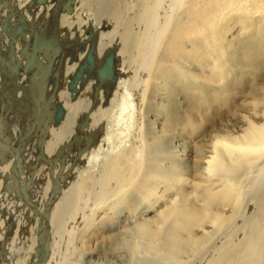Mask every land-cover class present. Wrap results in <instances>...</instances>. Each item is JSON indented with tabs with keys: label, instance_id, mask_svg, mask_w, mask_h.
I'll return each mask as SVG.
<instances>
[{
	"label": "bare ground",
	"instance_id": "6f19581e",
	"mask_svg": "<svg viewBox=\"0 0 264 264\" xmlns=\"http://www.w3.org/2000/svg\"><path fill=\"white\" fill-rule=\"evenodd\" d=\"M9 2L0 13H11L13 29L26 21L15 51L27 47L30 56L36 31L44 41L53 34L58 48L51 63L37 54L50 73L42 98L39 74L30 81L32 71H22L26 60L9 78L10 42L2 36V48L0 40V81L7 80L0 111L7 96L10 114L21 115L13 126L24 125L23 140L10 139L20 142L15 147L0 128V205L15 203L24 216L17 240L28 244L18 262L16 251L5 253L13 231H2V204L1 260L85 264L97 253L104 264H185L189 253L195 264H264V0ZM85 68L93 81L80 77ZM20 72L30 85L14 86ZM24 91L31 104L11 107L8 92ZM57 105L63 113L55 122ZM224 110L250 115L207 133ZM196 134L209 137L193 151L184 140ZM28 135L37 138L38 170H29ZM30 206L44 216V229ZM45 235L47 254L37 263Z\"/></svg>",
	"mask_w": 264,
	"mask_h": 264
},
{
	"label": "rangeland",
	"instance_id": "374dc122",
	"mask_svg": "<svg viewBox=\"0 0 264 264\" xmlns=\"http://www.w3.org/2000/svg\"><path fill=\"white\" fill-rule=\"evenodd\" d=\"M3 1H5L6 3H7V6L3 9V10H9V9H11V5H10V2H9V0H3ZM16 9H15V6L13 7V11H15ZM17 12V11H16ZM7 13H9L10 15H11V13L10 12H7ZM5 15H6V13L5 14H3V16L1 15V13H0V16H1V18L2 19H4V17H5ZM16 16H17V13H16ZM55 17V15H51V21L49 22L50 23V29H52V30H54V22H53V18ZM11 18V17H10ZM10 21H11V19H10ZM22 21V20H21ZM20 22V21H19ZM18 23V22H17ZM0 30H1V27H0ZM7 34L8 35H12V31H7ZM4 35H6V33H4V31L3 32H0V40L2 41V44H1V46H2V48L7 44V40H5V39H7V38H9V36L7 35V38H5V39H2V36H4ZM17 36H19V35H17ZM17 36H16V39H17ZM16 42V41H15ZM56 42H57V39L55 40V42L52 44V46H53V50L52 51H50V54H55L56 52V49L58 48V46H56ZM10 44V43H9ZM17 45H19V44H16V43H14L13 44V48H12V50L10 49V45H9V47H8V49H7V60H8V58H9V63H7V65L8 64H10V67H8L7 68V73L8 74H10V73H13V69H18V72L20 71V68L22 67V69H23V66H24V64H23V66H21V65H18V63H19V61H20V55H19V50H17L16 49V51L18 52H16L14 49L17 47ZM4 48H7V45L4 47ZM4 50V49H3ZM1 54V53H0ZM36 54H38V53H36ZM14 56L15 57V61H13L12 62V60L10 59V56ZM1 56V58L4 60V57L2 56V54L0 55ZM54 56V55H53ZM23 60H25V59H23ZM12 64V65H11ZM36 64V63H35ZM38 64V63H37ZM42 64V67H41V70H38L37 71V73L39 74V77H40V75L42 74V72H44L45 71V68H46V66H48V65H43V63H41ZM3 65H6V64H4V63H0V70L1 69H5V67H2ZM21 66V67H20ZM10 68V69H9ZM36 68H37V66H35V67H33V69L31 70L32 72H35V70H36ZM85 70V71H84ZM89 71V72H88ZM84 72V73H83ZM36 73V74H37ZM52 74L54 73L53 71L51 72ZM87 73H89V74H87ZM91 73L92 72H90V70L88 69V68H85V69H83L82 70V72L80 73V77L82 78V77H85V80L84 81H88V80H91V81H93V77H90V75H91ZM21 75L23 76L24 74H22L21 72H20V74H19V77L18 76H16V77H14L15 79H12L13 80V82H14V86L16 87L17 85H21V87L24 85V82H27L28 84H29V79L27 80V78H28V75L26 76V77H23L22 79H20V77H21ZM84 75V76H83ZM92 76V75H91ZM35 77H36V75H35ZM79 77V78H80ZM87 77V78H86ZM7 78V77H6ZM10 78V77H9ZM39 79V78H38ZM48 79H49V76H47V77H45V78H43V80L40 82V84H39V88H38V93L40 94V95H42V98H43V93H45L46 92V90H47V82H48ZM6 80V79H5ZM4 79L2 80V81H0V83L2 82V83H4V81H5ZM18 80V81H17ZM27 80V81H26ZM80 80V79H79ZM6 82H7V80H6ZM27 83H25V84H27ZM254 83V82H253ZM252 84V83H251ZM254 84H256V82L254 83ZM253 84V85H254ZM30 85V84H29ZM145 84L143 83V86H144ZM13 86V85H12ZM40 87L42 88V89H40ZM145 87H146V85H145ZM41 90H43V91H41ZM32 91V90H31ZM8 94L10 95V97H11V100H10V104H11V107L12 106H14V104H15V102H16V104L17 103H19V104H21V106L22 107H26L27 108V106L29 105V104H31V103H29L30 101L32 102V97H31V95H30V93H28V92H26V91H24V92H22L21 94H20V96H18V95H16V94H18V92L17 93H15V94H13L12 95V93H10V92H8ZM35 95V94H34ZM18 96V97H17ZM6 99V101H5V108H3L1 111H0V128H1V126H3V128L5 129V132L7 131V136H9V137H7V139H8V141H10L9 142V144H16L17 143V141H16V143L14 142V141H12V140H10V139H15V140H20V142H21V140H23V134H24V129L21 131V132H23V133H21L20 134V132H18L17 130H19V129H21V128H15L14 126H13V124H14V122H16V121H20L18 118H20L21 117V115H18V114H16V113H14V114H10L11 113V108L9 109V108H6L7 107V96L5 97ZM18 100H17V99ZM38 100L39 99H37L36 101H37V103H38ZM26 102H28V103H26ZM35 102V101H34ZM40 103H41V101H40ZM26 105V106H25ZM14 108V107H13ZM16 108H17V106H16ZM8 110H10V111H8ZM248 111V108H245V109H243V111ZM7 111H8V114H7ZM225 111V113H222V117H220V118H213L212 119V121L213 122H211L210 121V125H211V123H212V126H208L207 127V130H206V132L207 133H209L208 132V128H209V131H213V129H219V128H223V126L224 125H226L227 123H229V124H231V120L232 121H235V119H236V116H237V114L238 113H234V111H233V113L231 112V111H227V110H224ZM26 112V111H25ZM240 115H250V112H247V113H239ZM238 114V115H239ZM235 115V116H234ZM246 115V116H247ZM17 116V117H16ZM45 116V119H46V117H47V114H45L44 115ZM10 117H11V119H10ZM15 117V118H14ZM28 117L29 116H27L26 117V119H28ZM3 118V119H2ZM17 118V119H16ZM14 119H15V121H14ZM24 119H25V117H24ZM13 121V122H12ZM46 121H48V119L46 120ZM12 122V123H11ZM27 122L28 121H25V125L27 124ZM11 123V124H10ZM7 124H9V125H7ZM10 125H12V126H10ZM27 126V125H26ZM25 126V127H26ZM212 127H214V128H212ZM8 128V129H7ZM4 129H2V130H4ZM7 129V130H6ZM9 129H10V131H9ZM14 129V130H13ZM16 129V130H15ZM210 129H212V130H210ZM236 130V129H235ZM13 132V134L15 133L16 135H13L12 134V132ZM17 131V132H16ZM206 132H205V134H206ZM34 133H35V131H34ZM20 134V135H19ZM33 134V133H32ZM11 135H12V137H11ZM208 135V134H207ZM14 136H17V137H14ZM19 136V137H18ZM33 136V135H32ZM32 136H30V135H28V138H30V140H26L27 142H25V144L23 145V149L24 150H26V153L28 154H25V157H26V155H27V157L29 156L30 158H31V160H32V163L33 164H30L29 163V161H28V159H27V161L26 160H21V158H20V163H21V161H24V162H26V164H27V167L29 168V164H30V168H29V170L30 169H32V170H35V169H37L38 170V168H40V167H38L39 166V162H38V152H36V150H37V148H38V146H37V144L35 143V148H34V146H32L31 147V144H32V142H35L36 140H37V138H33ZM195 136L197 137L196 139H195ZM32 137V138H31ZM199 137V138H198ZM202 137V138H201ZM209 137V136H208ZM207 136H203V135H194V136H192L189 140L188 139H185L184 140V142H189L190 143V145H189V148L191 147V149L194 151V146L196 145V144H203V143H205L206 142V140H207V138H208ZM20 138V139H19ZM193 138V139H192ZM204 139V140H203ZM32 140V141H31ZM200 140H201V142H200ZM29 141V142H28ZM14 142V143H13ZM20 142H18L19 143V145H20ZM195 142H196V144H195ZM198 142V143H197ZM17 143V144H18ZM11 144V145H12ZM18 145V146H19ZM33 145V144H32ZM12 146H16V145H12ZM26 146V147H25ZM29 147V148H28ZM37 147V148H36ZM19 148H17V150H18ZM29 149V150H28ZM34 149H35V151H34ZM30 150H32V151H30ZM19 151V150H18ZM35 153H34V152ZM38 151V150H37ZM30 152H32V154L30 153ZM37 153V154H36ZM37 156H36V155ZM190 154V153H189ZM188 154V155H189ZM191 157L193 158L194 157V155H191ZM191 157H190V159H191ZM37 159V160H36ZM50 159V158H49ZM35 160V161H34ZM51 161V159L50 160H48L47 159V161H46V163L48 164L49 162ZM42 165V164H41ZM44 165V164H43ZM42 165V166H43ZM33 166V167H32ZM36 167V168H35ZM38 167V168H37ZM34 168V169H33ZM25 169V171L27 172V169L26 168H24ZM31 172V171H30ZM32 173H34V172H32ZM37 176L40 178V179H44L45 178V174L44 173H40V174H37ZM25 177V176H24ZM44 177V178H43ZM20 180V179H19ZM36 180V179H35ZM34 180V181H35ZM37 181V180H36ZM33 186H35V188L38 186V184L36 185V184H32V186L31 187H33ZM29 187H30V185H29ZM37 189V188H36ZM30 190V189H29ZM35 189H33V191H34ZM32 191V189L30 190V193L31 194H33V191ZM28 193V192H27ZM29 194V193H28ZM3 204V205H2ZM1 205L3 206V208L5 207V210H6V212H5V223L4 224H2V229H4V230H2L3 232L4 231H6L7 229H6V227L8 226V228H12V231H13V237H12V239H11V241H10V244L12 245V246H8L9 248H7L6 246V252L5 253H7V250L8 249H11L12 251H16L17 252V254H19L18 256H16L15 258H16V262H18L22 257H24V254H25V252L27 251V246H28V244L26 243V241L25 240H23V241H20L19 242V240H17V238L19 237V235L21 234V233H23V231H22V225L24 224V220H22V219H24L23 217V215H20L19 216V214H18V212L15 210V203H10V204H8V205H6V202H5V204L4 203H1ZM0 205V206H1ZM13 207V208H12ZM26 208V207H25ZM27 209V208H26ZM7 210H9L8 212H7ZM13 211V212H12ZM16 211V212H15ZM247 211H249V209L247 210V209H245V213L247 212ZM11 213H13V215L11 214ZM10 214V215H9ZM18 214V215H17ZM8 217H7V216ZM12 216V217H11ZM13 217H14V219H13ZM22 217V218H21ZM10 220H11V222L13 223H11L10 222ZM8 221H9V223H8ZM15 221V222H14ZM239 220H237V221H235V225L234 224H232L231 226H233V227H229L225 232L227 233V232H229L230 230L232 231H234V230H237L238 228H239V226H240V224H239ZM238 223V224H237ZM11 224V225H10ZM14 227H13V226ZM5 226V227H4ZM9 226H11V227H9ZM21 226V227H20ZM6 229V230H5ZM230 229V230H229ZM239 233V232H238ZM224 234L225 233H223V236H224ZM237 236H240V233L239 234H237ZM218 237V236H217ZM216 237V239L218 240L219 239V237L221 238L222 236L220 235L218 238ZM215 238V237H214ZM223 238V237H222ZM222 238L220 239V240H214L213 239V242H212V244H214V242L217 244H219L220 243V241L222 240ZM17 240V241H16ZM212 241V240H211ZM13 242V243H12ZM19 242V243H18ZM211 243V242H210ZM0 244H1V242H0ZM212 244H210V245H212ZM215 244V245H216ZM217 244V245H218ZM206 254L208 253V252H205ZM1 254H2V252H1V250H0V264H6V262L4 261H2V260H4L3 258H2V256H1ZM206 254H204V252H203V254L201 253V257L202 256H206ZM104 257V256H103ZM6 258H7V255H6ZM9 259H10V257H8ZM91 258V260H89ZM102 258V255H98L97 253H92L91 254V257L89 256V255H87L86 256V258L84 259L86 262H85V264H99L100 262L101 263H103L104 264V261L103 260H100ZM183 259H182V261L185 263V264H193V262H194V264L196 263V261H197V259L198 258H192L191 256H190V254L189 253H187V254H184L183 255V257H182ZM186 258V259H185ZM2 259V260H1ZM189 259H192L191 261H193V262H191ZM195 259V260H194ZM97 260V261H96ZM95 262V263H94ZM99 262V263H98Z\"/></svg>",
	"mask_w": 264,
	"mask_h": 264
},
{
	"label": "water",
	"instance_id": "95a60500",
	"mask_svg": "<svg viewBox=\"0 0 264 264\" xmlns=\"http://www.w3.org/2000/svg\"><path fill=\"white\" fill-rule=\"evenodd\" d=\"M7 6V3L3 0H0V11L1 9H4L5 7ZM10 17L11 15L9 13H7L4 17V19L1 18L0 16V27H1V30L0 32H3L7 34V31H12V35H8L9 36V42H10V49L12 50L13 48V44L15 43L16 41V36L17 35H21L23 30H24V27L26 25V21L25 20H22L20 21L19 23L15 22V28L13 29L12 25H10ZM55 20L53 19V22ZM53 36V38H52ZM44 34L43 32L42 33H39L38 31H36V35H35V38L33 40V45H32V53L30 56H28L27 54V47H24L22 50L19 51V55H20V61L18 63V65L21 64V61H23V59H25V63H24V66H23V73H28L30 72L31 73V70L33 69V67L37 66L35 72H32V75L30 76V81L33 80L34 76L36 75L37 71L38 70H41V67H42V64L40 61H37V54L36 53H39V52H43V57L46 58L48 60V62H52L53 58L50 57V51L53 50V46L52 44L54 43V41L56 40L54 38V35L51 34V38L48 39V41H44ZM52 55V54H51ZM53 56V55H52ZM10 59L13 61H15V57L12 55L10 56ZM4 60L1 58L0 56V63H4L3 62ZM36 63V64H35ZM38 63V64H37ZM105 65L102 66L101 68V74L105 75L107 73V69L110 65H111V56L109 55L106 59H105ZM83 68V66L81 67V69ZM6 73L5 70L1 69L0 70V74H4ZM18 73V69H13V73H10L8 74L9 77H13V75H16ZM47 76H50V73H49V68H45V71L42 72V74L40 75L39 79H38V82H37V87L39 88V84L40 82L43 80V78L47 77ZM34 81V80H33ZM75 85V81H72V88H74L73 86ZM40 89H42L40 87ZM43 91V90H41ZM46 93V92H45ZM45 93H43V95H45ZM43 100V99H42ZM44 102V105L47 106V103H50L52 101V97L50 96L48 101L45 103V100H43ZM45 106V110L47 109ZM57 109L59 111V114L54 118V121L55 122H58L61 117H62V113H63V110L61 108L60 105H57ZM47 114L46 112H44L43 115ZM0 163H4V159L1 160ZM31 210L33 212H36L37 213V210L34 206H30ZM38 216H39V225L44 229V226L42 224L43 222V215H41L40 213H37ZM46 240H47V235H45L43 241L41 242V245H40V253L39 255L37 256V260L36 262L37 263H41L44 258L46 257V250H45V246H46Z\"/></svg>",
	"mask_w": 264,
	"mask_h": 264
}]
</instances>
